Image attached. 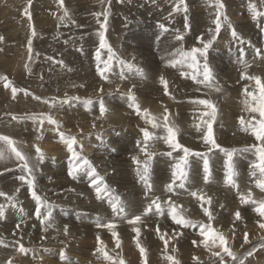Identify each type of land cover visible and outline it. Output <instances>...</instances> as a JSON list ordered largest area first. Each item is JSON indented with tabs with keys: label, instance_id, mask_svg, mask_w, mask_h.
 Segmentation results:
<instances>
[{
	"label": "bare ground",
	"instance_id": "6f19581e",
	"mask_svg": "<svg viewBox=\"0 0 264 264\" xmlns=\"http://www.w3.org/2000/svg\"><path fill=\"white\" fill-rule=\"evenodd\" d=\"M51 1L52 0H50V2ZM234 1H236L239 4L238 5V8H239L238 13H242L243 7H246L245 11H248L245 15L240 16V18L238 19L241 22V25L244 26V31L241 32L242 37H244V39L242 41V44H243V43H245V41H249V37L246 35V32L252 31L253 25L258 23V19L256 21H254L252 19L251 13H250L249 8H248V5H249L248 1L249 0H234ZM234 1L231 0V2H233V3H234ZM48 2H49L48 0H32V3L29 6V9L30 8L31 9H36V8L42 9L43 7H46ZM53 2H55V1H53ZM165 2H164V4H165ZM131 4H132V2H131ZM26 5H27V0H0V37L3 38L2 40H0V75L7 76L10 81L12 79H15V73H16L15 67L17 65L18 60L20 59L22 48H24L23 44L25 42H28L26 40V37H28L27 32L25 30L20 29L22 24H23V23H21V21L23 20L21 17L23 16L24 8ZM89 5H87V6L90 7L91 5L90 6ZM48 6H49V4H48ZM58 7H60V6H58ZM68 7L71 8V5ZM73 8L74 7H72V9ZM53 9H54V7H53ZM262 10L264 11V6H263ZM68 11H71V10H68ZM95 11H96V7H95ZM77 13H78V11H77ZM20 14H22V16ZM48 14H47V16H48ZM78 15H79V13H78ZM57 16H59V15H57ZM48 17H50V16H48ZM205 21H206V19H205ZM24 27H25V25H24ZM204 27H206V26H204ZM207 27H209V26H207ZM26 29H28V28H26ZM60 29H63V28H60ZM260 29H262L261 25H260L259 30ZM28 30H30V29H28ZM259 30L254 32V36L256 37L257 41L261 42V44L255 43L253 41L250 42L254 46H257L256 48L260 47L259 45H262V43H263L262 42L263 40H261L262 38H260V31ZM263 30H264V28H263ZM58 31H60V30H58ZM69 31H70V29H69ZM72 32H74V31L72 30ZM72 32H70V33H72ZM81 32H82V30H81ZM261 32H263V31H261ZM59 33H61V32H59ZM76 33H79V32H76ZM82 33H84V32H82ZM142 33H143V31H142ZM204 34H206V33H204ZM76 35H74V38H73V39H75L74 44L71 46H67L65 48L67 49L68 53L73 52L74 55L76 54L77 50H78L77 52H79V50H80V53H78V56L83 52H86V54H87L88 49H87V46L85 45V43L83 42V39H82L86 35L84 37H80V35H79L80 39ZM192 36L195 37L194 34ZM53 38H55V37L53 36ZM202 38H204V37H202ZM32 39H34V38H32ZM84 39H86V38H84ZM215 40L217 41V39H215ZM227 40H228V38H227ZM46 41H47V38H46ZM87 41L85 40V42H87ZM179 41H181V40H179ZM179 41H176V42L174 41V42L176 44ZM34 42L35 41H32V44ZM55 42H57V41H55ZM61 42H62V39H61ZM92 42H94V40ZM229 42H227L224 39L218 40L216 43H214V45L212 43L213 46H210L211 50L214 53H216L217 56H221L227 60H231L232 57L229 54L233 51L234 47L232 45H229ZM130 43H132V42H130ZM43 45H44V43H43ZM194 45L197 46L196 44H194ZM171 46L176 47L177 44L176 45L172 44ZM179 46H182V45H179ZM48 47H49V45H48ZM150 47H151V45H150ZM189 47H191V46H189ZM223 47H226V49H225V51H223L224 55H221L222 54L221 48H223ZM90 48H92V47H90ZM185 48H188V47H185ZM61 49H63V48H61ZM155 49L157 50V52H159L160 51L159 49H162V48L157 49V47H156ZM73 50L75 51V53ZM92 50H93V48H92ZM163 50H165V48ZM187 50H189V48ZM241 50H243L242 52L244 53V55H243L244 58L239 59V60L245 62L248 60V57L250 56V53L247 52V51H249V47L246 48L245 45L241 46ZM212 51H211V54H212ZM62 52H64V51H62ZM64 53H66V51ZM68 53H66L64 55L65 59L61 58V60H59L60 62H58V59H57L58 63H53V65L55 66V68H52V69H55L54 72L55 73L58 72L60 75L63 74L62 77L65 79L63 81H61V79L59 82L57 81V83H55L53 85V88L51 87L50 90L48 88L47 89L44 88L45 91H41L37 87L38 86L37 83H36L37 86H33L34 83H30L28 81H21V83H19L20 81L17 80L19 82L16 83L14 86L18 89V91H17L16 95L13 96L11 89L10 88L6 89L4 87L3 82H0V114L2 116L5 113V112H3L5 110L4 104L7 103V101H9L8 104L10 105V107H12V110L13 111L16 110L13 113H15V114L18 113V115L16 114L17 116H25V115L35 114L39 117L41 114L50 115L49 113H51V116L59 122V125H60L59 131H63L66 135H74L77 137L78 140L83 141L80 143L83 145L82 155L87 156L91 160L93 166L96 168L99 175L104 177V182L110 188L115 189L116 195L120 194L122 197V195L124 194V197L126 198L124 200V202L128 206V210H129L130 214L124 220H121L119 217H116L115 219H113L114 214L112 212L110 205L108 204V201L106 199L101 201V200H98L96 198L95 190L91 186V178L90 177H88L84 173H80L77 175V177L75 179H73L72 177H70L68 175L69 158H70L71 154L67 152L66 146L62 142L60 143L61 140L59 137V131L56 130V125L49 124L47 122V120H45L43 125H41L39 123L38 129L40 130L39 132H42V134H40L39 136L41 138H45L46 136L50 135L51 141H52V139H54L55 140L54 142L57 141V143H54L53 146H51L49 148V144H52L53 142L51 143L50 140L48 142V139H47L45 145L48 144L47 145L48 150H46L48 152L45 153V158L39 162H37L34 158L36 155L35 148L37 146H39V148L42 147V149H43V147H44V145L43 144L41 145L39 141H37V140L35 141L34 144L36 145V147L33 144V146L31 145V147L24 150L23 152H25L29 155V157L31 158V164L35 166L34 175H35V178L37 179L38 183H40V185L43 187V198H46L49 203H53L55 205V207L52 209V220H51V222L54 223L55 227H53V229L48 228L47 231L44 230L46 227V224H41L40 219L37 218L36 202L31 205L30 209L22 206L23 216L21 218H19V221L17 223H15V221H12V220H10V221L7 220V221H5V223L0 224V225H2L0 227V233L6 234L7 236H9V237H5L3 239V244H0V251H2V250L4 251L7 248L12 249V252L14 253V256L16 257L15 258L16 260L14 262H12V264H36L35 263L36 260L39 261L38 264H69L70 260H77V259L79 260V258H83V257H84L85 262L90 263V264H105L103 261L104 259L101 260V256L99 258L94 257V255L96 256L95 252L93 254L89 253L88 256L80 255L79 254L80 250L76 247H73V250H70L69 252L66 251L67 253H64L68 257V261L61 259V253H58L59 250L56 246L53 249H48L47 250L48 253L47 252L46 253L41 252V250L39 248L42 247L41 244L44 243L45 240L47 241V239H48V243L51 240V242H50L51 245L57 244L59 246L60 244L62 245V242L59 241V237H63V240H65L64 238H68L67 240L70 241L69 237L73 238L74 236H78V235H80V237L84 241L86 240V241H89L90 244H98L100 246V244L97 241V237L99 236V240L102 242L105 250L110 252L113 255L115 253V250H119V247L116 246V239L117 238H121V240L122 239L130 240L131 239V241H129V242H131V243L134 242V237L136 234L132 231L133 226L129 225L127 223V220L131 219L133 215H140L143 212V209L145 207H147L148 203H150L151 199L154 197H158L162 204L171 199L173 202H175L177 205H179L180 208L187 210L184 213V215L187 218L207 223L208 218L203 213L204 204H202V201L198 200L199 203L197 202L201 208H198L197 206H193V205L188 206V208L187 207L184 208L183 207L184 205L180 204V200L184 199V198H182L183 196L179 197L177 195V192L179 193L178 188L177 189L174 188L173 191L170 193L169 192L167 193V191H165L164 194H166L167 196L160 193L158 195H155L154 197H153V194L149 197H142V195L145 193V188H144V185H141V181H140V179L137 175V172H136V164L133 163L132 157L136 156L137 159L141 160V161H142V159L145 158L144 153H142L140 151V146H143V143H142L143 142V133L141 131V129H143V128L141 126L140 128L138 127L136 130L135 129L134 130L130 129L129 131H127L126 129L124 130V127H125L124 125H125V123L129 122L130 117L137 115L136 112L132 108L129 107L130 101H129L128 95H127L128 90L130 88L132 89V92L134 91V94L138 93V91L136 90L137 87H138V89H140V86H139L140 83L138 84V81L135 79V75H134V77H132L130 72L129 73L124 72V76H125L124 79L117 78L118 76H114L115 78L114 77L112 78V76H109L107 80H103L100 78L99 75L96 76V74L94 72L92 73L91 71H87L89 73H92L91 76L89 75L90 77H88V80L86 82L82 81V83L77 81L78 84L75 85L73 82H70V79H74V78L78 79L79 76H81L82 71L79 70L78 67H76L77 69L74 67H73L74 69H71V66L68 63V60L71 57L67 56ZM55 54H57V53H55ZM55 54H52V55H55ZM45 55H46V53H45ZM167 56L168 55L166 53L161 52L159 54L158 58H160L161 60H165L167 58ZM217 56H215V59L217 58ZM82 57H83V55H82ZM67 58H68V60H67ZM83 58H85V57H83ZM48 59H50V58H48ZM79 59H81V57ZM144 59H146V58H144ZM148 59H149V57H148ZM215 59L211 58V61H210L211 64L214 66L217 65V62L215 61ZM220 60H221V58H220ZM138 62L134 61V63H138ZM153 62L154 61H152L151 64L154 65ZM65 63L67 65H65ZM87 63L90 64L91 60ZM237 63H239V62H237ZM138 64H137V66L140 65V64L139 65ZM53 65H51V66H53ZM92 65H91V68L93 67ZM212 65H211V67H212ZM67 66L70 67L69 70H74V72H76V71L79 72L78 76L75 77L76 75H75V73H73V75H75L73 78L71 75L72 73L70 72L69 74L71 75V77H69V76L67 77L68 74L66 75V73L63 71L64 68L66 69ZM164 66H166V65H164ZM240 66H242L241 62H240V64H234L231 68L228 69V71L231 72V69L233 67L238 68ZM39 69H41V68H39ZM46 69L48 70V67ZM253 69H255V68H253ZM60 70H62V71H60ZM153 70H154V68H153ZM157 70L155 69V71H157ZM159 70H160V68H159ZM51 71H53V70H51ZM228 71H227V75L231 74V73H228ZM260 71H264V67L261 68ZM32 72H33V70H32ZM54 72H53V75L56 76L57 74H54ZM161 72H162V70H161ZM176 72H177V70H176ZM180 72L181 71H179V73ZM85 73H86V71L84 70V74ZM156 73H158V72H156ZM249 73H250V71L247 70L245 75H244V78L241 80L242 83H241L240 87L242 89V92H244V89L246 87L249 91L253 90V88L250 86L249 79L247 78L249 76ZM160 74L158 73V75H160ZM42 75H44V74H42ZM29 76H31V75H29ZM55 76H53V77H55ZM86 76H88V75H86ZM152 76H154V75H152ZM165 78H167V77H165ZM82 79H83V77H82ZM34 80H35V78H34ZM140 80H139V82H140ZM236 81H238V80H236ZM37 82H39V81H37ZM83 82H84V84L86 83L88 85L87 88L82 86ZM141 83H143L142 80H141ZM228 83H230V82H228ZM41 84L43 86V83H41ZM136 85H138V86H136ZM82 87L85 88V91H83ZM132 87H134V88H132ZM143 87H144V85H143ZM171 88H173V87H171ZM100 89H103V91L101 92ZM148 89H151V87ZM25 92H27L28 94L26 95ZM77 92H79L80 94H76ZM66 95L69 97H71V96L80 97L81 99L80 100H70L67 103H63V104L59 103L60 101H63L65 99ZM147 95H151V94L148 93ZM156 95H158V94H156ZM8 97H10V98H8ZM35 97H40L43 99H35ZM44 98H46V100H44ZM89 98H91V100H92V103H91L92 105L90 104V105L86 106L83 103V101L86 99H89ZM101 100H103L105 108L110 109L112 112L111 114L113 115L111 118V116L108 115V113H107V116H105L106 113H104V115H103L104 117L110 116V118L108 117V119L109 120L111 119V121L109 123L107 122L108 124H106L107 119L105 120V118L103 116H101V113H100V101ZM136 100H137V98H136ZM146 101H148V100H146ZM158 101H160V100H158ZM162 101L163 100H161V102ZM113 102H115L117 104H118V102L121 103L122 107L121 106L118 107V105L117 106L113 105L112 104ZM148 102H150V100ZM161 102H159V103H161ZM41 104L43 106L42 109H44L45 111L39 110V107ZM141 104H142V102H141ZM50 105H51V107H50ZM150 105H151V103H150ZM153 105H155V104H153ZM142 106H143V104H142ZM7 107H9V106H7ZM159 107H161V105L158 106V109H159ZM8 109H7V111H8ZM10 110H11V108H10ZM12 110H11V112H12ZM110 110H107V111H110ZM7 111H6V113H7ZM157 111H159V110H157ZM227 111H229V110H227ZM162 112H163V110L161 111V113ZM240 112H242V111H240ZM177 113L179 114V111ZM242 113H244V112H242ZM59 114L62 118L61 120H59L55 116V115L58 116ZM10 115H11V113H10ZM1 116H0V118H1ZM12 116H15V115H12ZM70 116L72 118L76 117L77 119H79V118L82 119L83 122H85V124H83L82 127L86 129V132H83V130H81L80 128L71 127L68 129V127H66L67 123L64 122V118L70 117ZM241 116L248 118L245 115H241L239 113V111H236V118H232L231 116H229V117L227 116L228 117V118L226 117L227 120L225 122H222L223 124L221 123L223 126H222V128H220L221 129V131H219L220 133H218V136H217V134L214 135V138H216L217 142L221 145V147L242 149L246 145H251V144L256 142L254 137H252L249 133H245L241 130L240 124H239V117H241ZM9 118H11V117H9ZM100 118L103 122V123H101V126H103V128L109 127V132H108V130H106L105 137H101L100 139H97V134L92 133L88 130H90L91 128H92V130L97 129L98 127L96 126L97 124L95 122ZM133 118H134V120H136V121H134L136 124H138V122L141 121V120L138 121V119L135 117H133ZM2 119L3 118H1V120ZM11 119L13 120V122H16V124H12L13 126H9L10 127L9 129H11L12 131L15 132L14 136H16V137H18L19 132L21 133V131L24 128H26V124L29 126L30 124H28V123H31L32 126L35 125L37 127V122H39V120H37V122L34 124L33 122H25L24 120H17L16 121L13 118H11ZM11 119L6 120V121H8V123L5 124L6 126L4 125L5 129H6V127L8 129V125L10 124L9 120H11ZM4 121L5 120H3V122H1V125L4 123ZM180 121H181V119H180ZM144 122H146L145 119H144ZM93 124H95V127H93ZM148 126H151V125H148ZM2 127H3V125H2ZM20 129H22V130L19 131ZM35 129L36 128H34V130ZM2 130H4V129H2ZM6 133H8V132H6ZM22 134H24V133H22ZM200 134H202V133L199 132L198 136ZM27 135L28 134L26 133V136ZM11 136L13 137V135H11ZM16 137H14V138H16ZM217 137H219V138H217ZM224 138H226V139L224 140ZM25 141H26V139H25ZM27 141H29V140L27 139ZM137 141H141L140 146L137 145ZM199 142H200L199 145L188 144L187 142L185 143L183 141H181L180 143L183 144L185 147L191 148L193 151H199L202 153L206 152L207 146L204 144L203 139H200ZM155 144L156 145L152 150L157 153V155L153 157V159L156 160L157 164L152 165V167L154 168L156 166L155 169L159 173V176H160L159 179L162 178L163 180L162 181L159 180L158 187L156 186V188H155L156 190H154L153 192H156V191L162 192L164 190V187L166 186V183H167L166 181H168V182L171 181V166L173 163H175V159H174L175 156L169 157V156L165 155L163 157L162 155H159V153H166V152L170 151L171 149L168 147L167 144H163L162 141L161 142L157 141V142H155ZM75 147H76L77 151H81L79 144L76 145ZM125 152H129V154L126 155ZM178 153H179V155L183 154L181 151H179ZM213 153L218 155V161H221V159H223L222 158L223 153L220 152L219 150H213ZM213 153L209 154V160L212 158ZM174 154L177 155V153H174ZM236 156L235 157L237 159H240L241 162H245L244 164H246V160L244 161L243 158L248 157L247 162L250 164L255 159L254 155L251 152L238 153ZM236 158H234V159H235V162L238 164V160ZM8 161H11L10 163H12V164L18 162L17 160H15V158H11L9 160L0 161V165L5 163V162H8ZM202 163H203L202 158L195 157V156H192L189 158L190 179L193 180L192 177H194V178L196 177L198 179V181L200 182L199 184H201V187H199L197 190H202V192H203V194H205L206 198L208 196H210V197L215 196V199H217V201L212 200V203L209 205L205 204V207H208L209 211L213 213V216H214V219L212 222L213 228L218 229L219 231H221L226 236L227 241H228V246L230 247V249L233 252H235L238 256H240L241 258L244 259V264H264V247L260 246L262 243H264V240H262V237H264V229L260 228V223L264 222V217H259V215L253 211V206L248 205V204L242 205L240 203L239 197L237 195V189H231L230 186L227 187L226 185H224L225 184L224 183V171L223 172L222 171L217 172L215 174L214 170L220 169V168H218L217 166H216V168H214V166L212 165L211 162H210V169H211L212 180L207 182V184H204L203 183L204 179H203ZM129 167H131V168H129ZM125 169H129V170L125 171ZM222 169H224V168H222ZM242 172L243 173L241 174L240 180L237 179V181H241L239 184V191L246 193L249 189H251L254 198H256V199L264 198V192H261L260 189L255 187V183H254L255 178L250 176L249 169H246V171H242ZM1 173H4V172H1ZM7 173H8V171H7ZM20 174H21V172H20ZM123 175H127V176L123 177ZM2 177H5V176L3 175ZM164 179H165V181H164ZM243 179H248L249 181H247V182L249 184H251V183H254V184H251L252 186L244 185L245 181ZM8 180H10V179H8ZM75 180L78 182L77 185H76L77 182L74 183ZM139 181H140V183H139ZM6 182H8V181H6ZM9 182L11 183L12 181H9ZM9 182L3 183L4 184L3 185L4 190H6V186H8V190H11V186H13V185L9 184ZM15 183L17 185H23L22 189L25 190V194H26V190L28 189L26 187V184L22 183L21 180H19V179H16ZM72 183L75 185H72ZM113 183H115V184L122 183V184H119L117 186L115 185L116 187H114ZM134 185H136V186H134ZM138 185H141V186H138ZM38 190L40 191V189H37V191ZM140 191L143 193H141ZM185 191H187V190H185ZM191 191H196V190H190L189 192H191ZM4 192H6V191H4ZM40 192L42 193V190ZM17 193L19 194V192H17ZM184 193H187V192H184ZM21 195H23V194H21ZM30 196L32 198V195H30ZM130 196H131V198H129ZM20 197H22V196H20ZM127 198H129V199H127ZM22 199L23 198H21L20 200H22ZM0 203H2V202H0ZM221 205H223V207H221ZM30 210H31V212H30ZM238 210L241 212V219L239 221L235 220V216H234L235 212ZM98 218L103 223H108L109 221H112L116 224V228H115V231L117 233L116 238H113L112 232L109 231V229L104 228V227L98 228L96 226L97 222H98ZM21 219H23V223H21ZM253 221H255L256 223H252ZM18 224L20 225V227H17ZM137 226H139L141 229V235L139 237V240L141 242V245L147 251L146 260H142L139 252L138 253L132 252L133 254H131V255H133V256L131 258L134 257L135 260L134 259H132V261L129 260L131 262H135L136 264H171V262L166 261L164 258L165 255L167 254V255L174 256L176 258V260L179 261V264H182L181 261H183V262L189 261L190 262V261H194V260L195 261L190 263V264H219V257L213 255V252H220L221 251L219 249V247L209 249V248H206L202 244L194 245L193 240L198 241L200 239H203V237L199 236V229L193 228V227L185 228L183 226L176 225L174 223V221H172L171 217L166 214V210H165L164 216L155 215V214H151V213L147 217L142 216V223L138 224ZM65 227H67V229H68L67 234H65V231H64ZM240 228H242V229H240ZM157 231H159L162 234H165L166 236L172 237L168 241L169 245L171 246V249L169 248L167 250V253H165V245L163 243L164 241L159 238V235H157L158 238L155 237V239H153L152 234H154V235L157 234ZM174 233H180L181 235L176 236V235H174ZM245 233H247V235H248V243L247 244L244 243ZM52 236H54V237H52ZM71 240H73V239H71ZM63 242H65V241H63ZM126 242H128V241H126ZM126 242L124 245L125 247H126ZM122 243L124 244V241ZM21 244L26 249H29V251L24 252V253L19 252L18 249H19ZM67 244H66V246H67ZM242 245H243V247H242ZM173 247H175V249H176L175 252L172 251ZM253 248H255V251L252 252L251 256H245L244 255L246 252L252 251ZM65 249H67V248H65ZM120 249H121V247H120ZM179 249H182L183 251L179 252L178 251ZM149 250L154 251L156 253V255H150L148 253ZM44 251H45V249H44ZM50 251L54 252L56 254V256L58 257V259L54 258L55 255H54V257L50 256L51 254H54V253H51ZM221 254L224 255L225 264H232L231 257H228L226 254H223V253H221ZM6 255H8V254H6ZM9 255H11V254H9ZM2 256L0 257V264H5V262H7L5 259L8 260L9 256L7 258H4ZM193 257H195V259H193ZM10 258H12V255ZM121 258H123V255ZM98 259L101 261H99ZM12 260H13V258H12ZM106 262H108V261H106ZM78 263H80V262H78ZM70 264H72V263H70Z\"/></svg>",
	"mask_w": 264,
	"mask_h": 264
},
{
	"label": "rangeland",
	"instance_id": "374dc122",
	"mask_svg": "<svg viewBox=\"0 0 264 264\" xmlns=\"http://www.w3.org/2000/svg\"><path fill=\"white\" fill-rule=\"evenodd\" d=\"M48 1L50 2V0H48ZM53 1H55V2H53ZM100 1L101 0H63L65 8L67 7V10H71V11H69V14H70V18H71L72 22H67V23L66 22L61 23L60 20H59V17L63 15V12H62L61 8L58 7V6H60L59 3H58V0H52L50 3L48 2L46 7H43V8L41 7L42 9H40V8L31 9L30 8L29 12H30V15H31V23H32L33 28H35V32H36V35L32 36V38H34V39H32V41H35V42L31 45V47H33L31 54L28 51V42H25L23 44L24 48H22L20 59L18 60L17 65L15 67V69H16V71H15L16 72L15 73V79L11 80L13 82V86L16 83H18L19 81H20L19 83H21V81H28L30 83H34L33 86H37V84H38L37 87L39 88V90L45 91L44 88H46V89L48 88L50 90L51 87L53 88V85L55 83H57V81L58 82L60 81V79H61V81H63L65 79V78L62 77L63 74L60 75L58 72L55 73L54 72L55 69H52V68H55L53 63L60 62L59 60H61V58L65 59L64 55L66 53H68V51H67V49L65 47L71 46V45L74 44V40L75 39H73V38H74V35H76V34H77L76 36L79 39H80V37H84L86 35L84 37L86 39H84V38H82V39H83V42L85 43V45L87 46V49H88L87 54H86V52H83V53H81L78 56V53H80V50H79V52H77L78 51L77 50L76 51L77 55L76 54L74 55L73 52L72 53H68L67 56H69L71 58L68 57L69 60H68V58H67V60H68V63L70 64V66H71V69H74V68L78 67V69L82 71L81 76H79V78H78L79 80L77 78H74L75 75H76L75 77L78 76L79 72H77V71L74 72V70H69L70 67H68V66L66 67V69L64 68V70L63 69L62 70L66 73V75L68 74L67 77L68 76L71 77V75H72V77L74 79H70V82H73L75 85L78 84L77 81L81 82V83H82V81L86 82L88 80V77H90L93 72L97 76L98 75V73L96 72L97 60H95V59H96V51L99 48V35H98V33L101 31L100 24L104 23V19H103V15L102 14L97 18L96 13H102L104 8L107 7L110 10L109 11V16H108V21H107V27H106V30H105V38L107 40V43L112 47L113 51L121 59L125 60L126 62L130 61L131 63H134V61H136V62L139 61L138 63L141 66L138 63H134V65L137 68H140V69L143 70V75L137 74L136 72H134L135 69H131L130 70V69L124 68L120 64L116 63V61L114 60L113 64H112V70L113 71H111L112 73L111 72L108 73V77L112 76V78H113L114 76H118L117 78H120L121 72H123V73L124 72H126V73L130 72L132 77H134V75H135V79L138 81V84L140 83L139 84L140 89H138V87H137L136 90L138 91V93L134 94V91H133V94L137 98L136 103L140 107H142L141 111H143V109H148L149 113H151L153 116L160 117L161 118V122H162V116L164 114V110L167 109L170 121H174L175 124L181 129L180 133L177 136L178 142L183 141L185 143L187 142L188 144L199 145L200 144L199 140L202 139V134H200L198 136L199 132L196 130V128L193 125H194V123L198 122V118H199L200 113L203 112V111H206V109L202 105H198V104L192 103V101H194V100L210 99L216 105L219 115H218V119L216 121L217 123L215 122L214 125H213V130L215 132L214 135L217 134V136H218V133H220L219 131H221L220 128H222V126H223L222 122H225L229 116H231L232 118H236V111H239V113L241 115H245L248 118H250L248 113L240 112V111H242V107H243L242 104H241V100L243 99V92H242V89L240 87V85L242 83V81H241L242 78H241V74L240 73L244 71L243 67L242 66H240L238 68L237 67L236 68L233 67L231 69V72L228 71V69L231 68L234 64H240L241 60H239V59H243L244 58V56H243L244 53L242 52L243 50H241V46L245 45L246 48L249 47V51H247V52H249L250 56H251V57L249 56L248 60L245 61L248 64L247 70L250 71L249 76H253V75L260 76L261 80L264 81V71H260V69L264 67V30H263V28H264V16L258 17V23L253 25V29H252L251 32H246V35L249 37V41H245V43L242 44V41H243L244 37H242V33L241 32L244 31V26L241 25V22L238 19L240 18V16L245 15L248 11H245L246 7H243L242 8V13H238V11H239L238 5L239 4L236 1L233 0L234 1V3H233V2H231V0H221V2L225 6L224 10H223L224 11V15H226L228 17V20L231 22L232 28H229L226 23L223 24L222 27H221L220 32L218 34H216V37H217L216 39H217V41L218 40H223V39L226 40L227 42L230 41L229 45H232L234 48H233V51L229 54L232 57L231 60H227V59H225V58H223L221 56H217V54L214 53L211 50V47H209L210 49L207 50V53H206L207 61H208L209 67L212 70L213 81H214L215 84H218L221 88L223 87L221 92H216L213 89L205 88L203 85H198L194 80L191 79L190 76H181V74H180L181 72L179 73V71L191 72L192 70L187 69V68L181 69L179 66L176 67L177 68L176 69V68H173V67L167 65V63H166V59L173 58V57L170 56V54L175 52L176 49H178V48L182 47V48H184L186 50L189 48V50H190V48H192V47H201V43H200V40L198 39V37H201V38L204 37L203 39L205 41H207L208 39H211L212 33H210L208 31V29L209 28H213V29L215 28V25H213L211 23V21L213 19H215V7L209 8L208 4H207V0H184V3L187 5V12H184V11L174 12L173 11V8H174V6L176 4V0H161V1L160 0H135V1L134 0H110V2H109V0H104L103 4ZM131 2H132V4H131ZM164 2H165V4H164ZM66 3L67 4L69 3V4L67 5ZM248 3L256 4L258 11H263L262 10L263 6L261 4V0H253V1L249 0ZM48 4H49V6H48ZM70 5H71V8L68 7ZM87 5H89L90 7H88ZM53 7H54V9H53ZM72 7H74V8L72 9ZM95 7H96V11H95ZM77 11H78L79 15H78ZM47 14L50 17H48ZM20 15L22 16V14H20ZM57 15H59V16H57ZM21 18L23 19L21 21V23H23V24H22L20 29L21 30H25L27 32V34H28V37H30L31 36V29L28 26L29 25V19H28L27 16L24 15V13H23V16ZM186 18H187V25H186ZM205 19H206V21H205ZM24 25H25V27H24ZM161 25H163V28L160 27ZM260 25L262 26V29L259 30ZM204 26H206V27H204ZM207 26H209V27H207ZM26 28H28L30 30H28ZM60 28H63V29H60ZM69 29H70V31H69ZM233 29L237 33L236 37H233L232 34H231ZM58 30H60V31H58ZM72 30L74 32H72ZM81 30L84 33H82ZM257 30L260 31V38H262L261 40H263L262 41L263 42L262 45H259L261 48L260 47L256 48L257 46H254L252 43H250V42L253 41L255 43L261 44V42L257 41L256 37L254 36V32L257 31ZM142 31H143L144 34L142 33ZM261 31H263V32H261ZM59 32H61V33H59ZM70 32H72V33H70ZM76 32H79V33H76ZM204 33H206V34H204ZM193 34L195 35V37L192 36ZM79 35H80V37H79ZM53 36L55 38H53ZM28 37H26L27 41L29 39ZM226 37L228 38V40H227ZM46 38H47V41H46ZM178 38H180V39H178ZM61 39H62V42H61ZM85 40L86 41L88 40L87 41L88 43L85 42ZM93 40H94V42H92ZM179 40H181L182 42L179 41ZM55 41H57L58 43L55 42ZM174 41L175 42L179 41L178 42L179 44L176 43L177 44L176 47L171 46L172 44L176 45ZM217 41L216 40L213 41L212 42L213 45ZM130 42H132V43H130ZM43 43H44V45H43ZM194 44H196L197 46H195ZM48 45H49V47H48ZM150 45H151V47H150ZM179 45H182V46H179ZM188 45L191 46V47H189ZM213 45H211V46H213ZM90 47H92L93 50ZM156 47H157V49L158 48H162V49H159L160 53L164 52V53H166L168 55L165 60H161L160 58H158L160 53L157 52V50L155 49ZM185 47H188V48H185ZM61 48H63V49H61ZM164 48H165V50H163ZM225 49H226V47L221 48V52H222L221 55H224L223 51H225ZM210 50L212 51V54H211ZM62 51H64V52L66 51V53H64ZM100 52H101V60H106L107 57H108L107 49H101ZM45 53H46V55H45ZM55 53H57V54H55ZM74 53H75V51H74ZM52 54H55L56 56L52 55ZM82 55L85 58H83ZM77 56L79 58L81 57V59H79ZM215 56H217L216 59H215ZM148 57H149V59H148ZM48 58H50L51 60L48 59ZM144 58H146L147 60L144 59ZM211 58H214L215 61L217 62L216 66L211 64V62H210ZM220 58H221V60H220ZM57 59H58V62H57ZM197 59L200 61L201 64L204 62V59L202 57L198 56ZM90 60H91V63L88 64L87 62H89ZM152 61H154L153 62L154 65L151 64ZM236 61L239 62V63H237ZM137 64L139 66H137ZM51 65H53V66H51ZM65 65H67V64L65 63ZM91 65L93 66L92 68H91ZM164 65H166V66H164ZM211 65H212V67H211ZM101 66H103V65H101ZM47 67H48V70L46 69ZM39 68H41V69H39ZM153 68H154V70H153ZM159 68H160V70H159ZM253 68H255V69H253ZM155 69L156 70L158 69V70L155 71ZM32 70H33V72H32ZM51 70H53V71H51ZM62 70H60V71H62ZM84 70L86 71L85 74H84ZM161 70H162V72H161ZM176 70H177V72H176ZM87 71H91L92 73H89ZM227 71H228V73H231V74L227 75ZM53 72H54V74H57L56 75L57 77L55 75H53ZM70 72L72 73L71 75L69 74ZM156 72H158L159 74L161 73V74L158 75V73H156ZM73 73H75V75H73ZM42 74H44V75H42ZM29 75H31V76H29ZM86 75H88V76H86ZM152 75H154V76H152ZM53 76H55V77H53ZM161 76H164V78L167 77V78H165V80L168 82V93L167 94L164 92V86L159 83V78ZM82 77H83L84 80L82 79ZM34 78H35V80H34ZM140 79L143 81V83H141ZM17 80H19V81H17ZM139 80H140V82H139ZM236 80H238V81H236ZM37 81H39V82H37ZM40 82L43 83V86H42V84ZM228 82H230V83H228ZM249 83H250V86L254 89L255 82L249 80ZM85 84L83 82L82 86L87 88L88 85L87 84L85 85ZM143 85H144L145 88L143 87ZM136 86H138V85H136ZM83 87H82V89H83V91H85V88H83ZM150 87H151V89H148ZM171 87H173V88H171ZM132 88H134V87H132ZM148 93L151 94V95H147ZM76 94H80V93L77 92ZM156 94H158V95H156ZM8 98H10V97H8ZM144 98L146 100H148V101L150 100V102L146 101ZM40 99H43V98H40ZM44 100H46V98H44ZM158 100H160V101H158ZM161 100H163V101L161 102ZM141 102H142L143 106H142ZM159 102H161V103H159ZM8 103H9V101H7V103L4 104V109L5 110L3 112H5L4 113L5 115L3 114L1 116V114H0L1 118H3L2 120L0 118V131H1L0 135H4L5 134V135L10 136L13 139L14 137H16V136H14L15 132L12 131L11 129H9L10 128L9 126H13L12 124H16V122H13V120L11 118H13L12 115L17 116L18 113H16L17 115L15 113H13L16 110L13 111L12 107H10V105ZM150 103H151V105H150ZM112 104L115 105V106L118 105V107L121 106V103H119V102H118V104L115 103V102H113ZM153 104H155L156 106L153 105ZM159 105H161V107H159V109H158ZM7 106H9V107H7ZM10 108H11L12 112H11ZM42 108H43V106L41 104L40 107H39V110L40 111H45ZM7 109H8V111H7ZM107 110H110V109H107ZM157 110H159V111H157ZM162 110H163V112L161 113ZM227 110H229V111H227ZM6 111H7V113H6ZM178 111H179V114L177 113ZM10 113H11V115H10ZM105 113H106L105 116H107V113H108V115H110L111 118H112L113 115L111 114L112 113L111 110L110 111H106ZM49 114L51 115V113H49ZM254 115H256L257 118H259V114L258 113L254 114ZM55 116L59 120L62 119L60 114L58 116L57 115H55ZM110 116H108V117L110 118ZM9 117H11V118H9ZM108 117H104L105 120L107 119L106 120V124H108L111 121V119L109 120ZM133 117L137 118L138 121L139 120H141V121H139L138 124H136L134 122L136 120H134ZM7 119H11V120H9L10 124L8 125V129L6 127V129L8 131L5 129V126H6L5 124L8 123V121H6ZM180 119H181V121H180ZM3 120H5V121L2 124L3 125V127H2L1 122H3ZM24 121L25 122H33L32 120H24ZM64 122L67 123L66 127H68V129L71 128V127H74V128H80L81 130H83V132H86V129L82 127V125L85 124V122H83V120L80 119V118L79 119H77L76 117L72 118L71 116L70 117H65L64 118ZM95 123L97 124L96 126L98 128L94 129V130H92V128H91L88 131H90L92 133L99 134L100 138L101 137H105L106 130H108V132H109V127L108 128L107 127L103 128V126H101V123H103L101 118L98 119ZM28 124H30L29 125L30 127L26 124V128H24L23 130L20 129L19 131L22 130L21 133L19 132L18 133V137L13 139V140H15L17 142V147L20 148L22 151L28 149L29 147H31V145L33 146V144L37 140V137L40 134H42V132H39L40 130H38L39 122H37V127L35 125L32 126L31 123H28ZM148 125H150V124H148L147 122H144V119L142 117H140L139 115H134V116L130 117L129 122L125 123L124 130L125 129L127 131H129L130 129L131 130H134V129L136 130L138 127L140 128L142 126V128H147L149 131L152 130V131L156 132L158 135H162L163 134L161 130L152 129V127L148 126ZM34 128H36L35 129L36 131L34 130ZM2 129H4V130H2ZM5 131L8 132V133H6ZM22 133H24V134H22ZM26 133L28 134L27 136H26ZM11 135H13V137ZM217 138H219V137H217ZM25 139H26V141H25ZM27 139L29 141H27ZM47 139H48V142H49V140H50L51 143L53 142L52 144H49V148L51 146H53L54 143H57V141L54 142L55 141L54 139H52V141H51L50 135L46 136L45 138H40L39 140H37V141L40 142L41 145L42 144L44 145L43 149H42V147H40L41 150L44 153L48 152V151H46V150H48V146H47L48 144L45 145ZM225 139L226 138H224V140ZM79 141H80V143L83 142L81 140H79ZM60 143H61V141H60ZM162 143L165 144L163 141H162ZM155 145H154V147H155ZM34 146L36 147L35 144H34ZM177 152H179V150H177ZM125 154L128 155L129 152H125ZM162 156L164 157L165 155H162ZM173 156H176V155L173 154ZM236 157H234V158H236ZM222 158L223 159H221V161H218V155H216L214 153L212 154V158L210 159V162L212 163L214 168H216V166L218 168H220V169H215L214 170L215 174L217 172L225 171L224 169H222V168H224V160H225L224 154H223ZM247 159H248V157L243 158L244 161L246 160V164H244L245 162H241L240 159H237L238 160V164H237L235 162V159H234V162H235V164L237 166L236 168H238L237 169L238 176L236 177V181H237V179L240 180L241 174L243 173L242 171H246V169H249L250 163L247 162ZM10 162L11 161H8V162H5V163L0 165V178L3 175L5 176V177H2L0 179V182H1L0 183V191H3V192L6 191L5 193H7L8 195H13V194L16 195L15 197H16L17 208H12V207L6 208L5 209V215H4L5 218L4 217L0 218V220H1L0 224L5 223V221H7V220H9V221L12 220V221H15V223H17L19 221V218L22 217L19 209H21L22 206L30 209L31 205L33 203H35V200L33 198H31V196H30L31 193H30L29 189L26 190V194H25V190L22 189L23 185H17L15 183V180L18 179V177L22 174L21 169L18 167L19 162H16V163H13V164L10 163ZM156 164H157L156 160L153 159L151 167H152V165H156ZM202 166H203V163H202ZM4 167L6 169H8V173H7V171L5 170ZM129 168H131V167H129ZM136 168H137V165H136ZM152 168H151V180H150V182L153 185V188L151 189L152 192H150V194L148 196H145V193H144L142 195V197H149L152 194H153V197H154L155 195H158L160 193H162L163 195L167 196L166 194H164V192L166 191L165 187H164V190L162 192H157V191H156L157 193L153 192L154 190H156L155 189L156 186L158 187L159 180L162 181L163 179L162 178L159 179L160 176H159L158 171L155 169L156 166L153 169ZM128 170L129 169H125V171H128ZM1 172H4L5 174L1 173ZM20 172H21V174H20ZM125 176H127V175H123V177H125ZM192 178H193V180L190 179L191 183L190 184H186L184 190L183 189H179L177 187L178 191H179V193L177 192V195L179 197L183 196L182 198H184V199L180 200V204L184 205L183 206L184 208H186V207L188 208V206H190V205L197 206L198 208H201L200 205L198 204L199 203L198 200H196L197 198L190 196V192H189L190 190H197L199 187H201V184H199L200 182L198 181V179L196 177L195 178L192 177ZM8 179H10V180H8ZM243 180L245 181L244 185L252 186L251 184L255 183L254 182V183L249 184L247 182V181H249L248 179H243ZM6 181H8V182L12 181L13 182V183L9 182V184L13 185V186H11V190L12 191L8 190V186H6V190L3 189V187H4L3 183H8ZM164 181H165V179H164ZM21 182L25 183L26 187L28 188V185H27V183L25 181H21ZM35 182H36V190L37 189H40V191L42 190V193L38 190L37 194L40 195L41 197H43V187L40 185V183H38L37 179H36ZM76 182L77 181L75 180L74 183H76ZM166 182H167L166 185L168 183H171V181H169V182L166 181ZM240 182L241 181H237V184L239 185ZM139 183H140V181H139ZM203 183L207 184V182H205V181H203ZM77 184H78V182L76 183V185ZM119 184H122V183H118V184L113 183V186L116 187ZM72 185H75V184L72 183ZM141 185H143L142 182H141ZM141 185H138V186H141ZM134 186H136V185H134ZM226 186L228 187L230 185H226ZM230 188L231 189H235V188H232L231 186H230ZM17 189H18V191H17ZM185 190H187V191H185ZM17 192H19V194ZM184 192H187L188 194L184 193ZM141 193H143V192H141ZM21 194H23L24 196L21 195ZM20 196H22V197H20ZM118 196L121 197L120 194ZM208 197H210V196H208ZM21 198H23V199L20 200ZM129 198H131V196ZM129 198H127V199H129ZM210 198H211V200H216L217 201V199H215V196L214 197H210ZM121 199L123 201L126 199L124 197V194L122 195ZM0 202L6 203L4 197H0ZM202 204H204V207H205V203L202 202ZM30 212H31V210H30ZM160 216H164V214L160 215ZM252 223H256V222L253 221ZM1 226L2 225H0V227ZM53 227H55L54 223H53ZM53 227L50 228V229H53ZM240 229H242V228H240ZM152 236H153V239H155V237L158 238L157 234H155V235L152 234ZM5 237H9V236H7L6 234H1L0 233V239L2 238L1 239L2 241H3V239ZM52 237H54V236H52ZM74 237L73 238L69 237L70 241L67 240L68 238H64L65 240H63V237H59V241L62 242L63 246L61 244L59 246L57 244L56 245H51L50 244L51 240L48 243V239H47V241L45 240L46 243L45 242H44L45 244L42 243L41 244L42 247L39 248V249L41 250V252L46 253L48 249H53L56 246L58 248V250H59L58 253H61V252L67 253L70 250H73V247H76V248H78L80 250L79 251L80 255L88 256L89 253L93 254L95 252V254H96V256L94 255L95 258H98V257L101 256L97 252V248L99 247L98 244H90L89 241H86V240L84 241L80 237V235L74 236ZM71 239H73V240H71ZM117 239H119V241H120L119 250H115V253L113 255L110 252L107 251L109 253V255L115 257L116 254L119 253L121 255L120 258L123 255L122 259L124 260L125 264H136L135 262H131L132 259H134V257L131 258L133 256L131 254L139 252V249L136 247V243H135L136 240L134 239V242L131 243V242H129V241H131V239L130 240H128V239H126V240L122 239L121 240V238H117ZM62 240L65 241V242H63ZM123 241H124V244L122 243ZM126 241H128V242H126ZM125 242H126V247L124 246ZM66 244H67L68 247L66 246ZM64 247L67 248V249H65ZM120 247H121V249L122 248L123 249L121 250ZM169 248L171 249V246L168 243V249ZM44 249H45V251H44ZM178 251L182 252L183 250L179 249ZM50 252L54 253L52 251H50ZM146 253H147V251H146ZM148 253L150 255H156V253L154 251H152V250H149ZM6 254H8V255H6ZM9 254L12 255L13 260H12V258H10L11 255H9ZM0 255L1 256L3 255L2 257H4V258H7L9 256L8 260L5 259L6 261L11 260L12 262H14L16 260L15 259L16 257L14 256V253L12 252V249H10V248H7L4 251L3 250L0 251ZM54 255H55V257H54ZM50 256H53L55 259L56 258L58 259V257L56 256L55 253L51 254ZM103 259L104 258L101 256V260H103ZM193 259H194V257H193ZM101 260H99V261H101ZM129 260H131V261H129ZM103 261H104L105 264H107V263L111 264L110 261L106 262L107 260L105 261V259ZM194 261H190V262L189 261H185V262L181 261V263L182 264H190V263H192ZM38 262H39L38 260L35 261L36 264H38ZM69 262L72 263V264H86L87 263V262H85L84 257L83 258H79V260L78 259L77 260H70ZM78 262H80V263H78ZM87 264H90V263H87Z\"/></svg>",
	"mask_w": 264,
	"mask_h": 264
},
{
	"label": "snow or ice",
	"instance_id": "6c2138e0",
	"mask_svg": "<svg viewBox=\"0 0 264 264\" xmlns=\"http://www.w3.org/2000/svg\"><path fill=\"white\" fill-rule=\"evenodd\" d=\"M110 2V0H109ZM32 0H27V5L24 8V15L29 19V28L31 29V36L28 39V51L31 54L32 52V36L36 35L35 29L31 23V15L29 12V6L31 5ZM60 8L63 11V15L59 17L61 23L64 22H72L70 18L69 11L64 6L63 0H58ZM101 3H104V0H101ZM208 7H215V19L211 21L215 28H209L208 31L212 33L211 39L205 41L203 38L198 37L201 43V47H192L190 50H185L184 48H178L175 52L171 53L170 56L173 57L171 59H166V63L176 68L179 66L181 69L187 68L192 70L191 72L181 71V76H190L192 80H194L198 85H203L205 88L213 89L216 92H221L222 88L215 84L213 81L212 70L209 67L207 61V50L212 45V42L216 39V34H218L221 30L223 24H227L229 28H232L231 22L228 20V17L224 15V4L221 0H207ZM262 6H264V0H261ZM249 11L251 13L252 19L256 21L258 17L264 16V11H258L257 5L254 3H249L248 5ZM109 9L107 7L104 8L102 13H96V16L99 17L101 14L103 15L104 23L100 24L101 31L98 33L99 35V48L96 51V72L100 76L101 79L107 80L108 73L112 71V64L115 60L116 63L120 64L122 67L127 69H135L137 74L143 75V70L137 68L133 63L126 62L121 59L112 49V47L107 43L105 38V30L107 27V21L109 16ZM174 12L184 11L187 12V5L184 3V0H176V4L173 8ZM99 22V21H98ZM187 25V18H186ZM163 28V25L160 26ZM232 36L236 37L237 33L233 29ZM3 38L0 37V40ZM180 39V38H178ZM101 49H107L108 57L106 60H101ZM202 57L204 62L201 64L197 57ZM243 72L241 73V78H244V75L247 71L248 64L244 61H241ZM103 65V66H101ZM27 67V66H26ZM120 78L124 79V73L121 72ZM249 80L255 82V87L252 91H249L247 87L243 92V99L241 100L242 104V112H246L249 114L250 118H245L244 116L239 117L240 128L243 132L249 133L252 137L255 138V143L251 145H246L242 149L237 148H224L217 142L216 138H214V130L213 125L218 119V109L216 105L210 99H199L194 100L192 103L202 105L206 109L200 113L198 122L194 123V127L198 132L202 133V139L204 144L207 146L206 152L193 151L189 147H185L183 144L178 142L177 136L180 133L181 129L175 124L174 121H170L167 109L164 110V114L162 117V122L160 117L153 116L149 113L148 109H143L141 111V107L136 103V97L130 88L128 90V99L130 101L129 107L132 108L137 115L141 116L146 120L148 124L151 125L152 129H159L162 131V135H158L154 131H149L147 128L141 129L143 133V146L141 145V141H137V145L140 146V151L144 153L145 159L138 160L136 156L132 157V161L137 165L136 172L143 183L145 188V196H148L153 188L151 180V164L153 157L157 155L154 148L155 142L163 141L168 147L171 149L166 153H159V155H167L169 157H173L174 153L177 155L174 157L175 163L171 166V183H168L165 188L167 192H172L174 188L185 189L186 184H190V164L189 158L192 156L199 157L203 159V179L205 182H209L212 179L211 169H210V160L209 154L213 153V150H219L225 156L224 160V183L225 185H230L232 188L237 189V195L239 197L240 203L248 204L253 206V211L259 215V217H264V198L256 199L253 197V193L251 189H249L246 193L239 191V185L237 184L236 177L238 176L236 164L234 162V157L238 153H247L251 152L255 159L252 161L249 167V174L251 177L255 178V187L260 189L261 192H264V81L261 80L260 76H248ZM0 82H3L4 87L6 89L10 88L12 95L15 96L18 89L13 86V82L8 79L7 76L0 75ZM159 83L164 86V92L168 93V82L165 80L163 76L159 78ZM102 92L103 89H100ZM27 95L28 93L25 92ZM35 99H40L39 97H35ZM80 97L76 96H67L63 101L59 103H67L70 100H80ZM83 103L87 106L92 103L91 98L86 99ZM51 107V105H50ZM107 109L104 106L103 100L100 101V113L101 116ZM259 114V118H257L256 114ZM14 120H32L35 124L37 120L39 123L43 125L44 121L47 120L49 124L56 125V130L59 131V122L55 120L51 115L41 114L39 117L35 114L25 115V116H13ZM95 127V124H93ZM39 130V129H38ZM59 137L61 142L66 146L67 152L70 153L69 158V167H68V175L75 179L78 174L84 173L88 177L91 178V186L94 188L96 193V198L98 200H107L110 205L112 212L114 214L113 219L119 217L121 220L127 218L130 214L128 210V206L121 199L120 196L115 194V189L110 188L105 182L104 177L100 176L97 172L96 168L93 166L91 160L82 155L83 145L80 144V141L74 135H66L63 131H59ZM41 137H37L39 140ZM97 139H100L99 134H97ZM80 145L81 151L76 150V145ZM177 150L181 151L183 154L179 155ZM35 160L37 162L42 161L45 158V153L38 146L35 148ZM11 158H15L19 162L18 167L21 169L22 174L18 177L19 180L25 181L28 185V189L32 195V198L36 202V215L37 218L40 219L41 224H46L45 231L48 228L53 227L52 220V209L55 207L53 203H49L46 198L41 197L37 194L36 190V178L34 175L35 166L31 164V158L25 152H23L20 148L17 147V142L13 140L8 135H0V161L9 160ZM8 171V169H5ZM18 191V189H17ZM190 195L192 197H196L197 200L202 201L205 204H211L212 200L210 197L205 196L202 190L191 191ZM0 197H4L7 203H0V218H3L5 215V209L7 207L17 208L16 197L15 195H8L7 193L0 191ZM223 207V205H221ZM166 214L171 217L172 221L178 226L193 227L199 229V236L203 237L200 240H193V244H202L206 248H215L219 247L220 252H213L214 256L219 257V264H225L224 255L226 254L228 257H231L232 264H244V259L238 256L235 252H233L228 246V241L226 236L219 231L218 229L213 228V213L209 211L208 207H203V213L208 218V222L204 223L202 221H196L187 218L184 213L187 211L186 209L180 208L175 202L171 199L164 202L163 204L160 202L158 197H154L151 199V202L148 203L147 207L143 209V212L140 215H133L131 219L127 220L129 225H132V231L136 234L134 239L136 240V247L139 249L140 257L142 260H146V249L141 245L139 237L141 235V229L138 224L142 223V216L147 217L150 213L155 215H163ZM21 216H23V209H19ZM235 220L239 221L241 219V212L238 210L234 214ZM21 223H23V219H21ZM98 228L104 227L109 229L112 232L113 238L117 237V233L115 231L116 224L112 221L108 223H103L99 220L96 225ZM17 227H20L18 224ZM260 228L264 229V222L260 223ZM65 234H67L68 229L65 227ZM157 235L159 238L164 241L165 245V253L168 250V241L172 237L166 236L165 234L157 231ZM174 235L179 236L180 233H174ZM264 240V237H262ZM97 241L100 246L97 248V252L107 261H110L111 264H125L124 260L120 258V254L117 253L115 257L109 255L99 240V236L97 237ZM244 243H248V235L245 233ZM0 244H3V241L0 240ZM116 246H120L119 239H116ZM264 247V243L260 245ZM243 247V245H242ZM19 252L24 253L29 251L22 244L20 245ZM172 251L175 252V247L172 248ZM255 251V248L252 251L246 252L245 256H251L252 252ZM99 258V257H98ZM165 260L171 262V264H179V261L172 255H165ZM61 259L68 261V257L61 252ZM195 259V257H194ZM5 264H12V261L9 260L5 262ZM70 264V262H69Z\"/></svg>",
	"mask_w": 264,
	"mask_h": 264
}]
</instances>
